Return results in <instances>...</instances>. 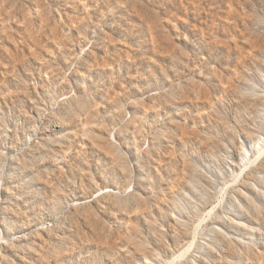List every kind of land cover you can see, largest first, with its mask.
<instances>
[{"label": "rangeland", "instance_id": "1", "mask_svg": "<svg viewBox=\"0 0 264 264\" xmlns=\"http://www.w3.org/2000/svg\"><path fill=\"white\" fill-rule=\"evenodd\" d=\"M0 264H264V0H0Z\"/></svg>", "mask_w": 264, "mask_h": 264}, {"label": "bare ground", "instance_id": "2", "mask_svg": "<svg viewBox=\"0 0 264 264\" xmlns=\"http://www.w3.org/2000/svg\"><path fill=\"white\" fill-rule=\"evenodd\" d=\"M245 171V170H244ZM219 201V200H218ZM220 204H221V201H220ZM220 207V206H219ZM218 208V205H216L212 210H210L209 212H207L208 214H207V216H206V218L203 220V221H201L200 223H198L197 225H196V227L194 228V234H193V238L191 239V241L192 242H195L196 241V239H197V236H198V232H199V229L201 228V226L203 225V223L208 219V218H210V216L212 215V213L216 210ZM208 221V220H207ZM206 223V222H205ZM192 242H191V244H192ZM189 247H191V245H189ZM188 247V248H189ZM192 247H194V246H192ZM191 247V248H192ZM191 248H189L188 250H187V248H186V250H187V252L189 253L191 250ZM187 253V254H188ZM180 254V253H179ZM184 254H186V252H184ZM186 254V255H187ZM182 255H183V253H182ZM185 255V256H186ZM185 256H183V258L182 259H184V257ZM177 258L180 260L181 258H179V256L178 257H176V258H174V260L176 259V261H174V263L175 262H177ZM186 258V257H185Z\"/></svg>", "mask_w": 264, "mask_h": 264}]
</instances>
